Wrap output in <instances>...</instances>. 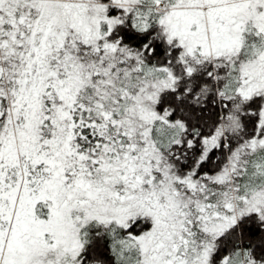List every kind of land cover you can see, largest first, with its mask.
Segmentation results:
<instances>
[{"label":"snow or ice","instance_id":"obj_1","mask_svg":"<svg viewBox=\"0 0 264 264\" xmlns=\"http://www.w3.org/2000/svg\"><path fill=\"white\" fill-rule=\"evenodd\" d=\"M0 264H264V0H0Z\"/></svg>","mask_w":264,"mask_h":264}]
</instances>
